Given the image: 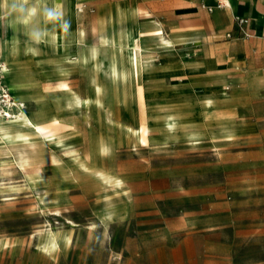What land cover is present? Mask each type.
Wrapping results in <instances>:
<instances>
[{
  "label": "rangeland",
  "instance_id": "374dc122",
  "mask_svg": "<svg viewBox=\"0 0 264 264\" xmlns=\"http://www.w3.org/2000/svg\"><path fill=\"white\" fill-rule=\"evenodd\" d=\"M134 1L137 5L125 6L134 34L140 29L138 22L142 29L160 23L171 34L162 21L152 18L148 0ZM98 2L83 0L87 33L80 41L96 53L92 61L102 118L89 122L82 112L65 113L84 141L78 148L58 149L56 157L43 161H23L19 141L0 144V264H264V109L261 116L245 113L243 104L258 102L243 98L233 107H223L220 112L233 113L239 128H260L235 133L236 124L174 105L158 80L165 78L171 85L208 78L201 63L207 54L200 49L201 41L176 36L172 48L152 47L159 55L152 72L157 81L147 84L150 107L144 111L138 98L129 94L132 80L124 78L118 84L113 78L108 60L112 50L101 43L98 31ZM114 3L105 4L106 12ZM16 12L10 6L4 17ZM122 26L108 34H117ZM7 34L0 18L4 63L1 45ZM238 38L248 37L226 32L219 39ZM142 41L149 46L145 32ZM170 56L178 60L167 61ZM25 58L34 78L48 77L50 84L62 78V62L50 50L42 62L27 53ZM44 64L50 65L44 69ZM241 71H232L227 92L264 89L256 78H243ZM4 80L14 96L6 71ZM66 83L86 94L79 70L73 68ZM23 102L26 109L32 107ZM168 107L178 117L172 125L166 122ZM203 118L212 136H205ZM83 156L84 164L79 162ZM106 171L120 181L102 179L100 172Z\"/></svg>",
  "mask_w": 264,
  "mask_h": 264
},
{
  "label": "bare ground",
  "instance_id": "6f19581e",
  "mask_svg": "<svg viewBox=\"0 0 264 264\" xmlns=\"http://www.w3.org/2000/svg\"><path fill=\"white\" fill-rule=\"evenodd\" d=\"M81 1L0 0V18L7 26L8 32L7 38L1 45V54L5 63L1 57L0 60L3 79L6 71L14 90L13 96L4 80L5 88L12 96L9 107L13 110L6 109L8 115H0V144H6V140L9 139V141H19L22 147L19 156L23 161H43L45 158L56 157L58 149L78 148L84 139L78 125L73 119H66L65 113L77 115V112H82L89 122L100 121L102 118L100 85L92 61L96 53L86 49L80 41V34L84 36L86 33L80 18L83 15ZM221 3L223 2L219 1L217 5ZM10 6L17 12L5 18L4 13ZM21 8L24 11L21 12ZM123 15L125 18L122 28L117 34L104 35L103 43L112 50L111 55L108 54V60L116 83L120 84L124 78L132 80L133 88L129 94L131 93L134 98L137 97L141 108L146 111L150 107L147 84L157 81L156 77L152 76V72L157 67V56L144 45L140 29L136 34L131 31L127 21L128 16L130 17L129 10L128 12L124 10ZM34 20L35 22L32 23ZM24 41H26L25 47L22 48L21 44ZM160 43L164 48H171L174 45L168 34L160 36ZM39 47L43 48L41 55ZM49 50L54 55L57 54L62 62L59 71L62 78L53 84L48 83V77L34 78L29 68L31 62L29 63L25 58L27 53L29 57H37V60L42 62L45 52ZM90 62H92L91 69ZM49 65L44 64L42 67L45 69ZM73 68L84 75L86 94L73 90L67 85L66 78ZM118 86L121 89L120 85ZM120 91L116 92L117 96H120ZM221 92V95L226 94L223 90ZM194 93L197 97L200 96L198 91ZM23 101L31 104L32 107L27 109L26 105L24 108L14 107L15 104ZM208 103L211 101L206 102ZM159 108L165 107L161 105ZM166 110L169 112L166 122L172 125L178 117L173 113L174 108L168 107ZM144 120L147 121V117ZM79 162L84 164L86 158L83 156ZM100 176L104 180L120 181L115 177L114 172H100Z\"/></svg>",
  "mask_w": 264,
  "mask_h": 264
},
{
  "label": "crops",
  "instance_id": "0c3cea01",
  "mask_svg": "<svg viewBox=\"0 0 264 264\" xmlns=\"http://www.w3.org/2000/svg\"><path fill=\"white\" fill-rule=\"evenodd\" d=\"M18 1L21 2L22 0ZM98 1V31L101 36V43L104 44L103 36L108 35L109 32L111 33L115 26H122L121 22L125 18L123 15L124 10L128 12V9L124 6H131L136 3L134 0ZM219 1L224 4L217 5ZM148 2L151 5L149 11L153 13L152 18L162 21L165 29L171 32V34L165 33L160 23L149 29L143 28L145 34L150 37L151 41L147 45L151 47L149 48L151 52L156 54L152 48L153 45L159 46L160 49H169L162 47L160 43V36L168 34L171 36L174 45L176 36L201 41L200 49L205 50L207 53L202 58L204 61L201 63L205 67L204 74L208 78L202 82L190 81L185 84L174 82L167 85L165 78L159 76V79L164 78L163 81L158 80L157 82L165 86L162 90L166 97L173 100L174 105L180 103L183 106H190V109L186 110H189L192 114L205 116L211 113L219 123L236 124L235 133L238 129V133L258 131L260 129L258 125H242L239 128L233 113L223 114L220 110L225 106L233 107L236 105L235 100L243 98L242 101L244 102H258L255 105L253 103L243 104L245 113H252L255 116H261L263 113V88L256 89L255 92L237 91L229 93L226 91V84L231 80V75L234 73L232 71L241 69L243 78L254 77L264 86V0H148ZM81 3L83 4V0ZM107 3H114L108 12L105 9ZM208 7H211V11L208 10ZM91 10H95V8L92 7ZM100 16H102L103 23L100 21ZM237 16L248 19L243 29L245 32H249L250 36L238 39H219L226 32L228 35H231V32H240L235 20ZM80 18L84 24V15ZM109 26H111V31L107 29ZM137 26L143 35L144 32L139 22ZM85 35L80 34L81 37H85ZM191 55H195V53L192 52ZM156 56L158 62V53ZM169 60L177 61L178 56H170L167 61ZM222 90L226 92L225 95H221ZM195 91H198L200 96L197 97ZM207 101H211V103L206 104ZM207 122L208 120L205 119L202 121L203 131L206 134L205 136H212L207 129Z\"/></svg>",
  "mask_w": 264,
  "mask_h": 264
},
{
  "label": "built area",
  "instance_id": "2783aa9c",
  "mask_svg": "<svg viewBox=\"0 0 264 264\" xmlns=\"http://www.w3.org/2000/svg\"><path fill=\"white\" fill-rule=\"evenodd\" d=\"M235 20L237 22V26H238L240 32L244 33L246 36H250V33L249 32H245L244 29H243L245 24L248 22V19L245 18V17L237 16L235 18ZM0 95H1V99H0V115L1 114L8 115L6 109L13 110V109H11L9 107V103H10V101H12V96L10 95V91L7 88H5L1 60H0ZM14 107L15 108H24L25 104L23 102H21L19 104H15Z\"/></svg>",
  "mask_w": 264,
  "mask_h": 264
},
{
  "label": "clouds",
  "instance_id": "9594fccd",
  "mask_svg": "<svg viewBox=\"0 0 264 264\" xmlns=\"http://www.w3.org/2000/svg\"><path fill=\"white\" fill-rule=\"evenodd\" d=\"M20 11L22 12V11H24V9H23V8H21V9H20ZM29 11H30V10H29ZM53 15H54V13H53Z\"/></svg>",
  "mask_w": 264,
  "mask_h": 264
}]
</instances>
